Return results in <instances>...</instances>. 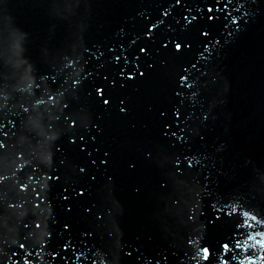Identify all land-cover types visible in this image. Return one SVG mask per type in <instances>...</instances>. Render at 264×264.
I'll list each match as a JSON object with an SVG mask.
<instances>
[{"label":"water","instance_id":"obj_1","mask_svg":"<svg viewBox=\"0 0 264 264\" xmlns=\"http://www.w3.org/2000/svg\"><path fill=\"white\" fill-rule=\"evenodd\" d=\"M159 3L0 0V264H59L50 259L51 247L70 238L82 248L84 233L93 235L83 264H204L200 245L234 243L245 214L264 230L250 220L264 221V0H235L236 26L228 17L211 24L201 15L186 32L174 29L169 39L183 38L192 49L165 52L153 44L143 58L151 70L125 83L106 63L108 49L127 44ZM186 3L203 9L213 0ZM201 30L211 32L207 55ZM197 61V86L179 100L181 68ZM75 77L76 91L67 83ZM177 108L185 115L179 128L172 118ZM72 120L75 129L68 127ZM166 126L184 142L173 140ZM105 152L108 166L93 168ZM177 160L182 175L173 167ZM37 166L44 173H33ZM52 172L63 179L48 181ZM33 189L44 198L39 209L32 206ZM8 200L15 209L4 207ZM50 231L52 244L41 248ZM19 243L32 255L12 257ZM245 246L254 255L234 252L230 264L248 258L264 264L256 241Z\"/></svg>","mask_w":264,"mask_h":264},{"label":"snow or ice","instance_id":"obj_2","mask_svg":"<svg viewBox=\"0 0 264 264\" xmlns=\"http://www.w3.org/2000/svg\"><path fill=\"white\" fill-rule=\"evenodd\" d=\"M235 6V0H213V3L210 5H204L203 9L201 7L190 8L186 0H160V3L157 6V10L155 14H151L149 16L144 17V25L138 32L132 36L127 44H122L118 48H109V60L106 62L111 65L115 69V74L117 76H121L124 78L125 83H134L137 77L142 78L147 74L148 71L151 70L152 65L144 64L143 58L148 55L146 49L151 48V46L155 43L162 44V50L168 51L169 48L173 49L176 53H183L190 51L192 49L191 43L187 42L185 39L181 38L179 41L176 39H169L168 33L172 32L174 29L179 28L182 32H186L188 29H191L193 25L199 23V17L201 15L206 16L208 21L211 24H214L217 19L221 17H228L229 20H232L233 25H238L240 21L233 20V7ZM199 37L203 41L202 49L205 55L210 50V45L208 44V40L211 37V32L209 30H201L199 31ZM167 40L168 43H163V41ZM102 58V57H101ZM144 69V71H141ZM200 71H202L199 66V62H189L184 64L181 68L180 75L177 79V89L178 91L175 93L179 100L185 99V94L189 97L192 95L194 89L197 86L196 77L200 75ZM129 73H134L135 75H130ZM82 77V74H81ZM81 80H78L76 77L71 79V81L67 82L69 87L73 90H77L79 88ZM100 90L97 89V95H100ZM49 99H55L53 96H49ZM105 104L108 103L107 100L104 101ZM121 104L124 101L120 102ZM65 109L70 108V103L64 104ZM27 111V109H25ZM119 111L123 114L126 112L124 107H120ZM173 124L176 128L180 127V121L185 118V115L181 108L174 109L172 112ZM8 123H11L10 121ZM4 125L0 124V127ZM68 127L71 129H75L77 127V122L72 120L68 123ZM168 128L169 134L173 140L178 141L179 143L184 142V137L180 135L179 132H173L171 130V126H166ZM8 133H4V137L6 138ZM167 138V137H166ZM83 140V137H81ZM73 143H75L73 141ZM5 148L4 140H0V149ZM83 151V149H81ZM91 155V153L89 154ZM108 158L109 154L107 152L102 155H98L97 159L91 161L93 168L98 167H107L108 166ZM17 159H20L18 156ZM63 163V162H62ZM191 167L190 165H187ZM173 167L176 169L177 174L182 175L181 164L177 160L174 162ZM85 168H78L79 173H85ZM33 173H44L42 166H37L32 169ZM32 177H29L31 179ZM46 178L48 181L60 182L63 179L62 175H56L52 173H46ZM97 180V176L95 174L89 175V181L95 182ZM19 191L24 192L25 186L21 184L19 186ZM33 192V208L39 209L41 205L44 203V198L41 193L32 190ZM73 193L76 196H84V191L73 190ZM67 199V197H65ZM4 207L6 209H15L16 203L13 201H5ZM4 215V209H0V217ZM193 215H189L188 219L191 220ZM97 219H103L102 216L97 217ZM251 221H255L260 224L262 228H264V221L260 220L259 217H255L251 215ZM25 228L29 227L28 223L24 224ZM33 227L37 230L42 228V224L38 221H34ZM237 228L243 233L240 236L235 238L234 243L230 242H221L215 248L211 246H207L204 243L200 245L202 252V259L204 264H213L214 259L216 260V264H230V261L233 259V253L239 254L241 250L244 251L246 257H252L255 253V249L248 248L245 246V242L256 241V248L264 250V230H257L253 227L251 222H248V214H245L244 218H241V222L237 225ZM244 229H248L249 231H244ZM64 231H69L67 225L64 227ZM254 233V234H253ZM93 233H84L80 244L82 248H77L76 245L72 244L71 239L69 238L67 241L57 244L55 247H51L50 251V259L52 261H58L59 264H74L73 257L75 260L83 261L86 259V253L83 252V248L87 247L86 240L91 238ZM53 241V233L50 231L47 236V242L39 245L41 248L48 249ZM190 245L191 241H187ZM19 253L16 250L11 252L12 257L20 256H31L32 253L26 251L25 244H18ZM79 252V255L76 253ZM131 253L128 254L129 258L131 257ZM223 255V259L219 260L218 257ZM196 257L193 256V259ZM260 259L264 260V256H260ZM16 264H19V261H16ZM23 264H28V260L25 259ZM90 264H96L95 259L90 261ZM240 264H245L244 260H241ZM247 264H256V259L248 258Z\"/></svg>","mask_w":264,"mask_h":264}]
</instances>
